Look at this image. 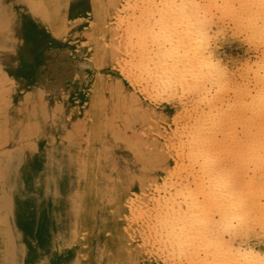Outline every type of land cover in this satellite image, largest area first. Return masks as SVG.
I'll return each instance as SVG.
<instances>
[{
	"label": "bare ground",
	"instance_id": "obj_1",
	"mask_svg": "<svg viewBox=\"0 0 264 264\" xmlns=\"http://www.w3.org/2000/svg\"><path fill=\"white\" fill-rule=\"evenodd\" d=\"M258 235L264 0H0V264H264Z\"/></svg>",
	"mask_w": 264,
	"mask_h": 264
},
{
	"label": "rangeland",
	"instance_id": "obj_2",
	"mask_svg": "<svg viewBox=\"0 0 264 264\" xmlns=\"http://www.w3.org/2000/svg\"><path fill=\"white\" fill-rule=\"evenodd\" d=\"M219 14L220 13H217L215 15L214 21L217 23L215 22L214 24L212 23L210 27V31L212 35L215 34L214 37H216V47L218 49L220 58L223 59L222 62L229 69L236 70L239 66H241L244 63H248L249 61H250L249 63H253V62L260 60L259 58L261 57L262 50L256 47L255 45L250 44V42L247 41V39H245L246 38L245 32H243L242 30H238L230 18L223 17L225 19V23L223 22L224 21L223 18L222 19L220 18V20H223V21H220L219 18L216 17V16H219ZM143 20L144 21L147 20L145 24L147 25L148 23L149 25V21L151 23V21L153 20V17L149 16L148 18L147 14L145 15L143 14L142 21ZM218 21H220L221 23ZM219 25L221 27H219ZM146 29L147 31L145 30V32H148L147 34H149L150 33V30H148L149 28L146 27ZM234 31L235 32L239 31V32L235 33ZM43 49H44V43L41 41H35L32 47L31 53L29 55H27L26 52H24V54L23 53L20 54V59L30 65H36L37 63L41 61L40 56L43 52ZM67 62H71L72 64H74V62H72L70 58L68 60V57L65 54L60 53L58 54V56L55 57V59L51 61L50 64H53V67H54L53 69H55L58 72L59 70H63ZM145 84H147V82H145ZM229 96H231L232 98L234 97L232 93ZM191 99H192L191 97H185L184 101L187 102V106L192 107L194 100H191ZM190 103L192 105H190ZM201 107H203V105H201ZM248 174L252 175V171L250 170ZM248 174L244 176L245 178L241 179V182H243V180L245 182V180L248 179L247 176L248 177L250 176ZM261 236L262 238L260 237V235L249 237L248 238L249 240L248 242H246L247 243L246 245L251 248H255V249L257 248V250H259L260 248H263L264 247V235H261ZM227 238H230V237L227 235ZM234 238L232 239V241L235 243L236 246H238L239 239L236 240V237ZM164 254H165L164 257L168 259L169 257V256L167 257L168 252L166 251Z\"/></svg>",
	"mask_w": 264,
	"mask_h": 264
}]
</instances>
